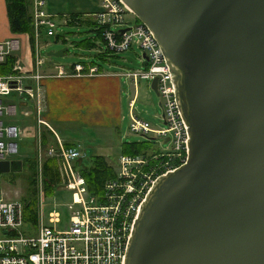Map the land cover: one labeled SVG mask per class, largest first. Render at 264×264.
<instances>
[{
	"label": "water",
	"instance_id": "obj_1",
	"mask_svg": "<svg viewBox=\"0 0 264 264\" xmlns=\"http://www.w3.org/2000/svg\"><path fill=\"white\" fill-rule=\"evenodd\" d=\"M121 1L159 45L188 134L185 163L140 208L124 264H264V0ZM150 89L158 96L156 79ZM20 170L0 161V173Z\"/></svg>",
	"mask_w": 264,
	"mask_h": 264
},
{
	"label": "built area",
	"instance_id": "obj_2",
	"mask_svg": "<svg viewBox=\"0 0 264 264\" xmlns=\"http://www.w3.org/2000/svg\"><path fill=\"white\" fill-rule=\"evenodd\" d=\"M30 1L35 41L34 70L22 71L21 66L14 63L6 73L0 74V161L14 160L19 156L24 130L13 120L19 112L24 117L30 115L27 109L20 111L22 105L33 104L38 131L47 128L53 133L42 118L43 99L38 91L50 75L39 72L45 62L39 57L38 49L43 35L54 36L55 17L47 13L46 0ZM99 8L98 12L88 16L96 24L95 29L101 31L100 41L105 44L106 50L112 54L123 53L135 44L146 57L144 59L141 55L140 68L114 75L134 85L133 99L129 102V129L144 138L147 147L137 155H121L113 178L104 182L98 193H93L77 169L76 161L84 157L79 145L67 147L54 135V144L45 148L44 155L41 150L38 152L37 174H42L43 161L55 162L60 182L53 186L54 190L61 186L71 194L70 202L63 205L69 215L68 223L63 229H58L62 224L58 210L49 211L47 223H44L42 186L39 188L35 224L25 219L21 201L0 198V264H124L134 223L154 184L186 161L187 127L179 112L172 75L159 45L142 23L136 20L134 25H126L130 22L125 18L134 16L121 0H101ZM121 30L124 31L121 33ZM19 51L21 42L18 38L0 41V66ZM56 72L66 76L101 75L97 66L88 67L82 63L74 64L70 72L61 67H57ZM154 79L161 99V121L165 126L161 130L151 128L133 110L136 83L146 82L150 88ZM14 93L21 94L18 107L7 101ZM156 137L168 146L162 153L151 150ZM38 144H41L40 133ZM171 159L179 165L170 167L165 163Z\"/></svg>",
	"mask_w": 264,
	"mask_h": 264
},
{
	"label": "rangeland",
	"instance_id": "obj_3",
	"mask_svg": "<svg viewBox=\"0 0 264 264\" xmlns=\"http://www.w3.org/2000/svg\"><path fill=\"white\" fill-rule=\"evenodd\" d=\"M101 0H46L47 7L46 11L48 14L54 15L55 29L54 36L47 37L43 35L40 39V48L38 49L39 57L42 58L45 62V65L39 68V72H54L56 70L54 67L61 66L63 69H67L69 66H72L76 63H82L86 66H97L103 72H112V73H123L127 70H136L140 68L141 64V51L135 45L132 44L130 50L112 54L106 50L105 44L100 41L99 35L92 27H89L84 22V24L70 23V16L73 14H81L96 10L99 8ZM125 21H129L130 24L134 25L136 19L130 17V19L125 18ZM62 49H66L63 56L60 58L48 57L47 53L49 52H58ZM18 52L15 55H19ZM24 53L27 55V61H30V50L27 46ZM126 58H131L138 63V67H134L131 64L127 63ZM21 66L20 63H17ZM11 65V64H10ZM29 69L34 70L33 59ZM22 71H27L26 67H22ZM44 74V73H43ZM123 96H122V119L120 122V128L118 132V138L120 145L113 151L111 161L115 163L118 160V156L122 153V146L125 144H143L145 139L141 136H138L132 133L129 129L130 125V113L128 102L133 98L134 94V85L132 82L122 78L120 80ZM137 85V96L136 102L134 105V113L137 117L143 121H147L151 128L161 130L165 128L163 121H161L162 108H161V99L154 94L148 87L146 82L140 81L136 83ZM34 86V83L31 84ZM35 90V89H34ZM38 95L42 96L43 99V108L46 104V95L43 85L39 88ZM21 94L14 93L7 98L9 104L19 106ZM32 101V100H31ZM26 105L32 106L27 103ZM35 112V108L33 110ZM98 131V130H97ZM96 130L88 129L81 131H73L76 136L79 137V140L86 139V142L102 143L109 144L113 141V133L111 135H104L103 133L97 132ZM59 132V131H58ZM155 137L154 135H150ZM157 138V137H156ZM91 145L84 143V146L80 149L82 155L85 157V162L90 160L94 155L92 153ZM151 150L162 153L168 146L164 145L159 138L153 141V144L150 146ZM99 152H103L99 150ZM167 159V158H166ZM165 162V161H164ZM165 163H168L170 167H176L177 164L175 160H167ZM110 166L114 164L109 163ZM26 173H20L13 180L9 179V183H14L15 185L8 184L5 181H2L0 187L2 192L18 190L22 192V203L29 201L32 191H37V204L39 199V188L42 186L41 191L43 195L41 196L42 201V211L45 216L44 223L46 224L47 213L51 210H58L61 214L62 224L59 225L58 229H63V226L67 225L69 215L66 208L63 206L66 203L70 202L71 194L67 192L64 188L57 187L55 191H51V187L55 186V181L51 178L45 179L44 173L42 171L41 176L34 175L31 171H34V168H31V164H26ZM29 169V170H28ZM37 173V171H36ZM17 181V182H16ZM31 182V184H30ZM22 186L21 190L20 187ZM51 186V187H50ZM57 186V185H56ZM28 215V213L26 212Z\"/></svg>",
	"mask_w": 264,
	"mask_h": 264
},
{
	"label": "crops",
	"instance_id": "obj_4",
	"mask_svg": "<svg viewBox=\"0 0 264 264\" xmlns=\"http://www.w3.org/2000/svg\"><path fill=\"white\" fill-rule=\"evenodd\" d=\"M88 15L90 14L84 15L80 19L82 21L90 20L91 22H93L92 18ZM11 37H16L20 40V52H22L19 53V55L10 58L13 59L12 64L20 63L22 67H26L27 69H29V65L31 66L34 56V35L33 44L31 45L26 34H13L10 31L9 21L7 18L6 1L0 0V41L9 39ZM27 46L30 50V61L29 59L27 61V55L26 53H24V50H26ZM72 66H69L64 70L70 72ZM57 67H54V69L56 70ZM61 68L63 69V67ZM45 73L50 75V77L42 82L46 95V104L44 105L42 118L53 131V133L47 128H43L38 131L34 118L33 104L31 103V107L28 105H22L20 111L27 109L30 115L28 117H24L19 112L17 116L14 117L13 122L23 128L24 136L19 144L18 158L10 160L20 161L21 170L18 172L0 173V184L2 183V181H5L8 184L15 185L14 183H9V179L13 180L17 175H20V173H26V168L28 167L26 166V164L28 163L31 164V168L32 164L33 166H36L35 170L37 171L38 152L41 150L42 156L44 155L45 148L49 145L54 144V135H56L59 140H61L62 143L67 147L79 145L81 149L84 146V143H88V145H91L90 148L93 150L92 153L94 156L90 158V160H87V162H85V157H82V159L76 161L78 170L84 166L88 167L91 164L93 158L100 156L112 169V176H114V172H116L117 170L118 160H116L114 163L113 161H111V157L113 151L120 145L118 132L123 112V90L120 83L121 78L116 77L112 72L103 71H101V75L96 76H66L57 75V72ZM88 129L96 131L98 130L99 132H97L99 133V135H101L100 133H103L105 136L111 135L112 132L113 141L109 144L94 142L90 143L88 141L86 142V139H82V141L79 140V137L73 133V131L78 132ZM38 133H40L41 144H38ZM128 145L129 144H125L122 146L123 150L121 155H128L125 154V150ZM144 145L146 146V144ZM99 150H102L103 152H99ZM121 155H119L118 158ZM46 162L52 163L53 169L57 175L58 184L60 182V179L57 174L55 162L50 160L43 161L42 168ZM109 163H112L114 165L110 166ZM36 171L34 175H37ZM31 172L34 173L33 170ZM56 185L54 187H56ZM54 187H51L52 192L55 191ZM21 188L22 186L19 190H21ZM21 194L22 192L18 190H14L13 192H11L10 190L7 192H2V189L0 187V198L4 200L22 201L23 195Z\"/></svg>",
	"mask_w": 264,
	"mask_h": 264
},
{
	"label": "trees",
	"instance_id": "obj_5",
	"mask_svg": "<svg viewBox=\"0 0 264 264\" xmlns=\"http://www.w3.org/2000/svg\"><path fill=\"white\" fill-rule=\"evenodd\" d=\"M6 1V10H7V18L9 21V27L10 31L13 34H26L29 38V43L33 44V29H32V21H31V1L30 0H5ZM100 8H97L96 10L81 13V14H73L70 16V21L66 24L70 23H81L86 24L89 27H92L99 35V39H101V31L95 29L96 24L91 22L90 20L82 21L80 18L83 17L86 14H93L99 11ZM13 63V59L8 58L6 60V63L4 65L0 66V73H6L9 68L10 64ZM143 144H129L126 148V153L128 155H137L140 154L146 146ZM35 165V164H34ZM34 168V174L36 166H33ZM82 173V175L86 178L89 188L92 190L93 193H98L99 190H101L102 185L107 180H110L113 178L112 176V169L107 165L105 160L97 156L93 158L91 164L87 167H81L79 169ZM43 173L45 176V179H52L55 181L54 185L57 184V175L53 169V165L51 162H46L43 166ZM51 187V186H50ZM24 204V214L25 219L33 224L37 221V191L33 190L31 197L29 198V201L27 203L23 202ZM28 213V215L26 214Z\"/></svg>",
	"mask_w": 264,
	"mask_h": 264
}]
</instances>
